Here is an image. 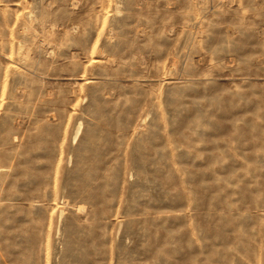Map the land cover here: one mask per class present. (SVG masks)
I'll return each instance as SVG.
<instances>
[{"label": "rangeland", "instance_id": "rangeland-1", "mask_svg": "<svg viewBox=\"0 0 264 264\" xmlns=\"http://www.w3.org/2000/svg\"><path fill=\"white\" fill-rule=\"evenodd\" d=\"M0 264H264V0H0Z\"/></svg>", "mask_w": 264, "mask_h": 264}]
</instances>
